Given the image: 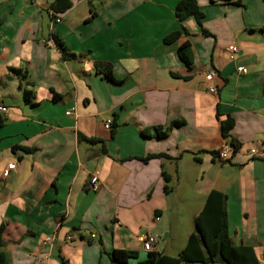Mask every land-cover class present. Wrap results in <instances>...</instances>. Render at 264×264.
I'll return each mask as SVG.
<instances>
[{"label": "crops", "instance_id": "1", "mask_svg": "<svg viewBox=\"0 0 264 264\" xmlns=\"http://www.w3.org/2000/svg\"><path fill=\"white\" fill-rule=\"evenodd\" d=\"M53 1L0 0V104L8 107L0 126V225L10 264L146 259L142 233L170 236L163 172L176 190L180 180L193 181V219L209 192L221 191L234 244L252 247L264 264V157L251 152L264 149V0H198L202 26L178 20L179 0H93V17L88 0H72L58 14ZM183 27L187 33L165 41ZM186 41L191 66L178 52ZM231 44L239 48L233 60ZM24 87L35 92L31 103ZM227 115L235 124L221 158ZM159 126L165 138L157 137ZM87 138L105 140L107 153ZM157 153L170 158L141 159ZM93 174L98 191L90 188ZM159 238L154 250L176 256ZM114 249L138 256L116 263Z\"/></svg>", "mask_w": 264, "mask_h": 264}, {"label": "trees", "instance_id": "2", "mask_svg": "<svg viewBox=\"0 0 264 264\" xmlns=\"http://www.w3.org/2000/svg\"><path fill=\"white\" fill-rule=\"evenodd\" d=\"M91 5V17L96 14V6L93 0H88ZM103 2L104 0H99ZM72 5V0H54L50 4V9L58 14L65 12ZM175 15L178 20L183 23L190 17L195 18L197 23L202 26V20L204 19V12L202 11L198 0H179L175 7ZM188 30L183 27V30L175 31L165 37L166 42H172L181 36L182 33H187ZM207 34V31H203ZM54 41L64 57L68 56V51L64 43L57 35H54ZM180 58L186 63L187 66H191L194 62V54L192 46L189 42H184L180 45L179 49ZM11 71L18 75H25L21 69L11 68ZM23 98L25 102L31 103L35 99V92L29 88H23ZM60 96L54 95V100H57ZM4 118L0 113V126L3 124ZM235 124L234 118L231 115H227L221 120V131L223 137L227 142L230 140V132ZM112 129V135L115 132V127ZM156 135L158 138H165L167 136V130L162 126L156 127ZM82 138H86L80 135ZM92 143H101L103 152L107 153L105 140L98 138H87ZM231 142V141H230ZM232 144V143H231ZM236 148L237 143H234ZM18 147H14L17 149ZM29 150V149H24ZM153 157L170 158L165 153L150 154L143 158L147 161ZM165 179V192L169 193L173 191V187L169 185L171 181V175L163 172ZM195 229L190 233L187 238L185 246L181 249L178 255L172 256L166 253L152 250L148 251L147 257L144 260H140L137 264H182V263H195L209 264L211 262H223L225 264H258V258L252 247L244 244H234L228 228L227 213L225 208V197L221 191L211 190L207 195L204 205L199 214L194 219ZM4 224L0 225V264H10L9 258L3 249L2 234L4 231ZM137 251L114 249L111 253V259L116 263H126L131 258H137ZM63 264H69L66 260Z\"/></svg>", "mask_w": 264, "mask_h": 264}, {"label": "rangeland", "instance_id": "3", "mask_svg": "<svg viewBox=\"0 0 264 264\" xmlns=\"http://www.w3.org/2000/svg\"><path fill=\"white\" fill-rule=\"evenodd\" d=\"M171 170V169H169ZM175 188L178 186L176 180L172 183ZM181 187V188H180ZM180 187L169 192V232L170 236L165 239V231L160 233V242L166 241L167 252L178 255L185 246L189 234L195 229L194 219V191L193 181L180 180ZM131 262H138L137 259H131Z\"/></svg>", "mask_w": 264, "mask_h": 264}, {"label": "built area", "instance_id": "4", "mask_svg": "<svg viewBox=\"0 0 264 264\" xmlns=\"http://www.w3.org/2000/svg\"><path fill=\"white\" fill-rule=\"evenodd\" d=\"M226 51L229 54V58L233 60V59H235L236 53L239 52V48L236 45L231 44V45H228L226 47ZM237 71L239 73L246 74L247 73V68L244 67V66H239V67H237ZM216 75H217V73L213 69H210V70H208L206 72V77L208 79H212ZM210 91L211 92H215V88L214 87H210ZM7 112H8V107H6L5 105H1L0 104V113H7ZM110 122H111L110 120L107 121V123L105 124L106 128H109ZM230 149L231 148L228 145V142L225 141L222 149L219 152V156L221 158H226L228 156V154H229ZM251 152L253 154H255V155L260 156V157H264V149L261 150V151H257L256 149H252ZM14 168H15V163L8 164L7 169L3 173L4 176H8L9 171L11 169H14ZM90 188L92 190H94V191H98L100 189V180H99V177H98L97 174H93L91 176V178H90ZM159 218H160L159 216H156L154 220L158 221ZM92 236H94V235H92ZM140 238H141V241H142L143 249L145 251H152V250H154V248L156 246V243L158 241L159 235L156 234V233H153V232H144V233L141 234Z\"/></svg>", "mask_w": 264, "mask_h": 264}, {"label": "water", "instance_id": "5", "mask_svg": "<svg viewBox=\"0 0 264 264\" xmlns=\"http://www.w3.org/2000/svg\"><path fill=\"white\" fill-rule=\"evenodd\" d=\"M42 15H43V22H42V26H43V36L45 38H49L50 37V23L52 22V16L49 12V10H43L42 11Z\"/></svg>", "mask_w": 264, "mask_h": 264}]
</instances>
